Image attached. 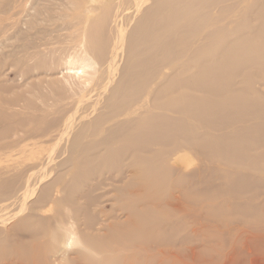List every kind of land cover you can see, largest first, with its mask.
I'll return each mask as SVG.
<instances>
[{
	"label": "bare ground",
	"instance_id": "bare-ground-1",
	"mask_svg": "<svg viewBox=\"0 0 264 264\" xmlns=\"http://www.w3.org/2000/svg\"><path fill=\"white\" fill-rule=\"evenodd\" d=\"M115 1H86L51 48L30 40L34 17L17 22L0 264H264V0ZM256 64L247 102L223 100Z\"/></svg>",
	"mask_w": 264,
	"mask_h": 264
},
{
	"label": "rangeland",
	"instance_id": "rangeland-1",
	"mask_svg": "<svg viewBox=\"0 0 264 264\" xmlns=\"http://www.w3.org/2000/svg\"><path fill=\"white\" fill-rule=\"evenodd\" d=\"M31 1L32 0H0V55L3 54L2 56L5 57V59H2V62L0 63V84L9 85L11 86V88L13 86V89H11L10 93L0 90V96H2V94H14L15 92H18L20 88L16 87V85H21L22 86L21 89H24L25 86L22 84H25L27 82L26 79L20 76L21 74L20 71H22L23 69L15 67L13 62L14 59L12 58V57L19 58L20 56H22V54H24L23 39H21V37H17L16 35L17 32H19V30H24L26 25L25 23H22L17 26V22L20 23L21 21H24V19H26V17L28 16V14L34 17L35 20L40 24L36 25L35 30H33L32 34L29 36L30 40L33 41L35 44H42L44 43L45 40H47L48 42H50L48 47L49 46L50 48L55 47L56 45L61 44V43L57 44L55 42L57 37L63 39L68 37L73 32L77 31L78 26L74 23V19L76 15H78V12L81 9H84L85 5L87 4L86 1L88 0H76V2L79 5V7L76 9H73L71 7L72 6L71 0H57L58 2L67 1L68 6L55 5L54 4L55 0H46V1L38 0L37 4L34 5V8L29 9L30 6L29 4ZM118 1L119 0L113 2V5H115V3L117 4ZM92 4L97 5V2H94ZM104 8L107 9L108 5L105 6ZM118 8L119 7H117V9ZM101 10L102 8H100V10H96L95 13L100 12ZM117 13L118 12H115V14ZM42 28L49 29L48 34L45 37L38 33L39 32L38 30ZM245 32L246 34L251 35L253 29L249 28ZM235 37H236L235 35L232 36V38ZM81 39H82V35H81ZM40 48L42 49L44 48V46H41ZM219 51L220 49L217 48L216 51L213 53V56L207 55V58L213 59L214 55L217 54ZM32 52H33V54L31 55L32 58L28 61V63H32L33 58L35 56L34 53H37L34 52V49H32ZM86 69H87V73H84L83 75L84 77L82 78V81H86V84H89L88 88L91 89V87L94 86L95 84L94 78L96 76L93 75L92 68H86ZM193 70H195V68H193ZM43 73H45V71ZM252 73L255 75H252ZM260 73L261 72L259 70V64H256L252 67L247 68V70H245L244 75L232 77L231 85H229L230 86L229 94L222 97L224 98L223 100H229V98H237L239 100V103H246L247 90L253 89L255 88V86L259 88ZM96 75H98V72ZM180 95H181V91L176 90L175 88L174 89L170 88L167 98L170 97L175 98L176 96H180ZM31 96L36 103H40L37 93H31ZM238 110H242V111L245 110L243 104L239 106ZM31 111L36 112L35 110H31ZM157 148L158 150L154 152V155L156 154V152L164 150V148H161L160 146ZM161 160L163 161L164 159Z\"/></svg>",
	"mask_w": 264,
	"mask_h": 264
}]
</instances>
